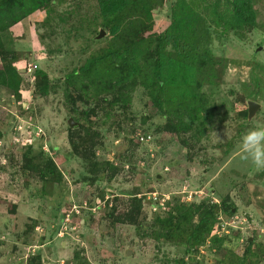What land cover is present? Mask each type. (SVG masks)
Listing matches in <instances>:
<instances>
[{"label":"rangeland","instance_id":"374dc122","mask_svg":"<svg viewBox=\"0 0 264 264\" xmlns=\"http://www.w3.org/2000/svg\"><path fill=\"white\" fill-rule=\"evenodd\" d=\"M190 1L203 17L200 51L219 62L203 76L201 113L160 109L140 79L110 93L81 71L114 44L98 0H50L19 36L0 32L22 79L21 98L0 85V264H264V171L238 154L242 134L264 124V0L257 24L237 31L214 25L218 0ZM167 3L154 8L156 29L171 22ZM250 100L260 103L252 118ZM41 154L56 178L30 166ZM180 203L216 216L198 250L161 237L158 217Z\"/></svg>","mask_w":264,"mask_h":264},{"label":"trees","instance_id":"16d2710c","mask_svg":"<svg viewBox=\"0 0 264 264\" xmlns=\"http://www.w3.org/2000/svg\"><path fill=\"white\" fill-rule=\"evenodd\" d=\"M49 1L0 0V32L11 30L19 36L17 31L22 29V21L44 9ZM166 1L171 22L163 30L156 29L154 8ZM221 2L225 3L222 13L218 11ZM98 3L103 25L110 27L114 44L89 58L81 71L94 72L96 83L110 93L140 79L160 109L178 105L201 113L203 76L213 74L219 62L208 51H200L203 17L197 4L190 0H98ZM216 6L214 25L224 31L257 24L254 0H218ZM11 55L0 37V85L21 98L22 79ZM205 67H211L210 72L204 73ZM35 73L38 87L47 88V72L36 70ZM181 124L185 130L190 128L183 121ZM27 161L43 177L56 178L57 164L52 158L41 154ZM139 206L142 207L141 199ZM158 220L163 225L161 237L185 243L188 251L198 250L215 232L216 216L204 203H180Z\"/></svg>","mask_w":264,"mask_h":264},{"label":"clouds","instance_id":"9594fccd","mask_svg":"<svg viewBox=\"0 0 264 264\" xmlns=\"http://www.w3.org/2000/svg\"><path fill=\"white\" fill-rule=\"evenodd\" d=\"M238 154L257 171H264V124H256L242 134Z\"/></svg>","mask_w":264,"mask_h":264},{"label":"built area","instance_id":"2783aa9c","mask_svg":"<svg viewBox=\"0 0 264 264\" xmlns=\"http://www.w3.org/2000/svg\"><path fill=\"white\" fill-rule=\"evenodd\" d=\"M33 69H35L34 67H32ZM29 69V71L31 70V71H33V69H31V68H28ZM152 138V136L151 135H149L148 133H143V134H138V140L139 141H149L150 139ZM17 139L15 138V141H16ZM1 139H0V144H1ZM94 204V203H93ZM78 206H80V205H78ZM81 207V209H82V206H80ZM84 208H87L86 207V205H84L83 206ZM101 207H105V202L103 203L102 202V204L101 203H96V204H94L93 206H89L88 208H89V210L90 211H92L93 213L94 212H96L98 209H100ZM74 210H72V212L73 211H76V213L77 214H81V210H80V208H78L77 206H74V208H73ZM71 216V213H67V218L69 219V217Z\"/></svg>","mask_w":264,"mask_h":264},{"label":"water","instance_id":"95a60500","mask_svg":"<svg viewBox=\"0 0 264 264\" xmlns=\"http://www.w3.org/2000/svg\"><path fill=\"white\" fill-rule=\"evenodd\" d=\"M104 33H105L104 30H102L100 32L99 37L103 36ZM248 104H249V117L252 118V116L256 113V111L260 108V103L250 100Z\"/></svg>","mask_w":264,"mask_h":264}]
</instances>
